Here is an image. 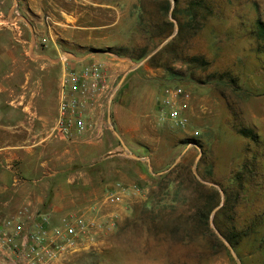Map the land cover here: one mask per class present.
<instances>
[{
  "label": "rangeland",
  "instance_id": "374dc122",
  "mask_svg": "<svg viewBox=\"0 0 264 264\" xmlns=\"http://www.w3.org/2000/svg\"><path fill=\"white\" fill-rule=\"evenodd\" d=\"M7 1L9 6L11 0ZM194 1L177 0L179 19L184 20ZM15 2L23 17L41 22L36 28L38 42L53 36L55 56L94 55L101 57L104 69L112 65L127 71L122 80L119 76L110 83L101 109L114 155L106 168L131 162L133 170L137 167L145 175L135 186L141 191L147 187L146 199L129 210L126 221L116 222L111 230L51 264L55 260L56 264H264V53L256 38L257 21L264 25V0H203L211 12L202 28L191 36L194 28L184 26L161 58L169 70L130 56L152 41L155 50L176 33V20L168 15L174 24L169 33L160 5L148 0ZM47 15L53 21L49 31L44 23ZM185 55L203 56L208 64L189 62L181 58ZM171 85L191 93L189 119L183 127L173 126L161 109V89ZM132 128L141 131L144 140L132 137ZM241 128L256 132L257 140L242 136ZM121 141L142 159L130 156ZM175 165L179 168L174 173L159 179ZM187 168L216 193L188 183ZM238 173L242 186L235 179ZM218 187L227 203L217 213V224L227 233L233 229L246 233L235 247L216 228L220 238L210 222L209 232L197 220L202 202L219 204ZM152 194L148 221L118 235L131 220L132 210Z\"/></svg>",
  "mask_w": 264,
  "mask_h": 264
},
{
  "label": "crops",
  "instance_id": "0c3cea01",
  "mask_svg": "<svg viewBox=\"0 0 264 264\" xmlns=\"http://www.w3.org/2000/svg\"><path fill=\"white\" fill-rule=\"evenodd\" d=\"M5 2L9 3L0 0L4 11L17 6L15 0L9 6ZM18 23L21 31L0 26V227L4 219L24 208L26 214H46L52 224H59L62 217L91 205L105 216L115 215L122 224L129 210L146 199L147 187L145 191L130 189L118 204L104 203L102 197L115 190L117 183L132 187L145 175L137 167L133 170L131 162L107 170L108 159L114 155L110 154L108 120L101 109L83 114L86 122L98 127L95 132L73 128L69 140L49 137L64 66L54 55L57 47L52 35L48 44L39 45L36 28L41 22L38 25L23 17ZM100 60L86 54L73 57L69 65L81 67ZM109 68L105 69L108 85L127 73L120 71L122 67ZM130 114L133 121L134 114ZM133 129L131 136L143 139L141 131ZM0 264L11 263L0 254Z\"/></svg>",
  "mask_w": 264,
  "mask_h": 264
},
{
  "label": "built area",
  "instance_id": "2783aa9c",
  "mask_svg": "<svg viewBox=\"0 0 264 264\" xmlns=\"http://www.w3.org/2000/svg\"><path fill=\"white\" fill-rule=\"evenodd\" d=\"M19 19H23V15L17 6L7 11L0 7V26L21 31ZM44 23L49 31L53 24L52 18L47 15ZM47 41L43 37L38 43L45 45ZM58 57L64 70L59 81L57 115L48 135L56 140H69L73 137V128L77 132H95L98 127L93 122H86L83 114L102 109L110 87L101 63L93 61L75 67L69 65L73 58L69 52L59 53ZM190 100L191 93L179 85L161 89V109L173 126L183 127L188 123ZM130 189L137 187L117 183L115 190L106 193L102 201L118 204ZM24 211L25 208L17 216L4 219L0 227V254L11 264H51L54 259L111 230L117 222L115 215L105 216L93 205L82 212L62 217L59 224H52L46 214L32 215Z\"/></svg>",
  "mask_w": 264,
  "mask_h": 264
},
{
  "label": "trees",
  "instance_id": "16d2710c",
  "mask_svg": "<svg viewBox=\"0 0 264 264\" xmlns=\"http://www.w3.org/2000/svg\"><path fill=\"white\" fill-rule=\"evenodd\" d=\"M149 2L153 4H157L161 6V10L163 11L164 15L167 17V20L165 21V24L168 26V31L169 33L172 32L173 28V22L168 19V15L172 18L175 19L178 28L174 36L169 40L166 44H164L162 47H160L158 50H156L153 54L151 52L155 48L154 41H152L153 45H146L143 47L139 52L136 53H130V56L133 60L140 61L144 58L148 57V64L153 67H162L166 70H169V63L167 61H161V58H163L164 54L168 51V49L171 47V45L180 37L181 32L183 31L184 26L188 25L190 28L193 29V33L191 36H194L201 28L202 24L207 18V14L211 12L209 9L208 5H205L203 0H196L187 7L186 9V16L184 20L182 21L177 17V13L179 12L176 8L177 0L175 1V4L171 8V3L170 0H148ZM256 38L262 42V52L264 53V25L262 24L261 21H257V29H256ZM181 58H185L190 60L189 62L197 63L202 66H206L208 62L205 60L203 56H188L185 55ZM238 132L245 137L250 138L253 141H256L258 138V135L256 132L252 131L249 128H241L238 130ZM137 163V162H136ZM139 163V162H138ZM137 163V164H138ZM179 168L178 165H175L173 168H171L169 171L159 175V179L163 180L165 177L168 175L172 174ZM239 173L236 175L235 179H239L238 184L239 186H242V181L241 178H239ZM186 180L188 183L195 184L199 189H207L210 191H215L213 187L207 186L206 184L198 181L196 178H194V175L190 172V169L187 168L186 171ZM170 187V186H169ZM167 188V187H166ZM216 193V191H215ZM174 194H177V192H174ZM155 200V195L152 194L148 197V199L141 204L138 207H135L132 210V217L131 220L128 221L124 226H122L119 231L118 235L123 234L127 229L135 226L137 223H142L145 222L147 218V213L151 211L153 207V201ZM163 200H160L159 202H162ZM159 202H157L159 204ZM227 203V198H225L224 202L222 205L218 208V210L214 213L213 217V222L216 226V228L219 230V232L223 235V237L228 241V243L232 246L235 247L236 244L246 235V233L237 231V230H231L228 233L223 231L219 225L217 224V215L221 213ZM218 205V201L213 200L211 203L207 202H202L199 206H197V216H198V221H201L205 224V228L210 232L209 228V216L214 207ZM218 213V214H217ZM148 221V220H147ZM212 234V232H211ZM214 235V234H213Z\"/></svg>",
  "mask_w": 264,
  "mask_h": 264
},
{
  "label": "water",
  "instance_id": "95a60500",
  "mask_svg": "<svg viewBox=\"0 0 264 264\" xmlns=\"http://www.w3.org/2000/svg\"><path fill=\"white\" fill-rule=\"evenodd\" d=\"M173 6H174V0H171V8H170V10H172V8H173ZM176 30H177V26H175V30H174V32H176ZM173 35H174V33L173 34H171L169 37H168V39H170V38H172L173 37ZM168 39H166L165 41H163L155 50H153L152 52H151V54H153L156 50H158L163 44H165L166 42H167V40ZM150 54V55H151ZM149 55V56H150ZM149 56H147L145 59H148V57ZM144 59V60H145ZM143 60V61H144ZM121 143H122V145H123V147L125 148V149H127V147L124 145V143L121 141ZM128 150V149H127ZM128 152H129V154H130V156H132V157H134V158H136V159H142V158H138V157H136V156H133V154L128 150ZM196 175V177H197V179L200 181V182H202V183H204V184H209L208 182H206V181H204V180H202L197 174H195ZM210 185H214V184H211L210 183ZM218 190H219V192H220V197H221V199H220V202H219V204L212 210V212L210 213V216H209V222H210V225H211V227L213 228V230L215 231V233L220 237V238H222V236L220 235V233L218 232V230L216 229V227L214 226V224H213V216H214V213H215V211L222 205V203H223V192H222V190L218 187ZM223 239V238H222ZM229 249H230V251H231V253H232V255H234L235 256V253H234V251H233V249L231 248V247H229Z\"/></svg>",
  "mask_w": 264,
  "mask_h": 264
}]
</instances>
